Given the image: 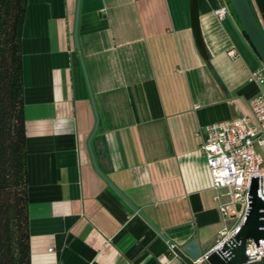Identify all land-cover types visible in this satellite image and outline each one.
<instances>
[{
	"label": "crops",
	"instance_id": "0c3cea01",
	"mask_svg": "<svg viewBox=\"0 0 264 264\" xmlns=\"http://www.w3.org/2000/svg\"><path fill=\"white\" fill-rule=\"evenodd\" d=\"M249 2L264 30V0ZM224 3L198 0L205 59L188 0H27L31 264H185L171 245L193 260L213 248L222 222L204 128L249 113L262 65L231 8L216 17Z\"/></svg>",
	"mask_w": 264,
	"mask_h": 264
},
{
	"label": "trees",
	"instance_id": "16d2710c",
	"mask_svg": "<svg viewBox=\"0 0 264 264\" xmlns=\"http://www.w3.org/2000/svg\"><path fill=\"white\" fill-rule=\"evenodd\" d=\"M27 0H0V264H31L21 37Z\"/></svg>",
	"mask_w": 264,
	"mask_h": 264
},
{
	"label": "built area",
	"instance_id": "2783aa9c",
	"mask_svg": "<svg viewBox=\"0 0 264 264\" xmlns=\"http://www.w3.org/2000/svg\"><path fill=\"white\" fill-rule=\"evenodd\" d=\"M228 9L229 5L224 3L214 13L223 19ZM248 80L260 86L248 100L249 113L206 125L200 146L222 222L213 247L232 235L240 224L248 205L250 175H258V194L264 199V64L253 69ZM258 244L247 240L245 255L253 257L248 261L264 256V238Z\"/></svg>",
	"mask_w": 264,
	"mask_h": 264
},
{
	"label": "water",
	"instance_id": "95a60500",
	"mask_svg": "<svg viewBox=\"0 0 264 264\" xmlns=\"http://www.w3.org/2000/svg\"><path fill=\"white\" fill-rule=\"evenodd\" d=\"M226 1L237 17L245 35L249 39L252 47L259 57L261 61L260 63L264 64V30H262L257 17H255V13L249 0ZM188 10L190 19L189 25L191 26V31L194 37L193 39L200 54L206 59V48L200 29L198 0H188ZM78 16L79 8L77 6L73 33L76 44ZM81 63L83 68L82 70H84L82 58ZM84 75L87 81L85 70ZM88 90L91 102L93 103V98L89 86ZM96 128L97 119L94 128L90 136L88 137L89 148L91 140L90 137H92ZM93 163L96 171L102 176V178H104L105 181L111 187H113L115 191H117V193H119L127 201L128 204H130V202L121 193V191H118L114 184L108 178H106V176L97 168L94 159ZM247 202L248 205L246 211L244 212V216L235 232L227 239L222 241L219 245L207 251L200 259L193 260L191 257L183 253V251L178 246L171 245L174 253L179 256L185 264H264V256L254 261H248L247 259L253 257L248 258L244 252L247 240H252L253 242H255V245H259L258 240L264 238V199H262V197L258 194V175H250L247 191ZM130 205L138 211V209L134 205ZM138 213L141 215V217L143 216L140 211H138ZM151 226L153 225L151 224ZM154 229L159 236H161L164 240L171 244L160 230L155 227Z\"/></svg>",
	"mask_w": 264,
	"mask_h": 264
},
{
	"label": "rangeland",
	"instance_id": "374dc122",
	"mask_svg": "<svg viewBox=\"0 0 264 264\" xmlns=\"http://www.w3.org/2000/svg\"><path fill=\"white\" fill-rule=\"evenodd\" d=\"M230 7V6H229Z\"/></svg>",
	"mask_w": 264,
	"mask_h": 264
}]
</instances>
